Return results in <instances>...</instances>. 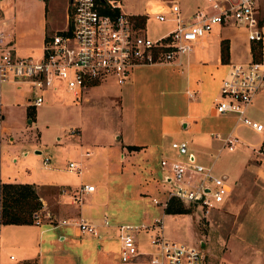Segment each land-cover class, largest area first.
Masks as SVG:
<instances>
[{
    "label": "rangeland",
    "instance_id": "1",
    "mask_svg": "<svg viewBox=\"0 0 264 264\" xmlns=\"http://www.w3.org/2000/svg\"><path fill=\"white\" fill-rule=\"evenodd\" d=\"M64 1L48 2V19L53 26L64 27L66 24ZM174 1L187 15L192 12L187 9L201 5L205 0H154L150 3L154 10L160 8L163 2ZM123 3L124 9L130 13H137L146 6V0H123ZM260 22L263 19L260 18ZM171 26L169 21H158L152 16L147 18V32L152 37L166 32ZM213 31L216 35L230 34L239 42L244 35L243 30L232 25L214 28ZM207 39L216 43L217 36ZM258 48L261 49L258 42L251 43L252 60L261 59L253 55V49ZM213 50V47L197 44L192 52L182 55L181 64L140 65L132 69L125 83L117 84L107 79L88 88L84 93L85 98L79 103L64 101L62 94L47 91L46 102L35 107L29 106L28 97L32 94L30 83H3L0 100V113L3 115L0 119V178L55 183L57 186L43 185L36 189L42 203L36 209L40 222L51 225L58 222L61 215H72L69 210L63 209L62 203L70 200L80 202L82 198L77 190L82 181L90 179L98 183L103 174L107 179L108 191L100 186L95 195L100 201L107 200L106 213L111 224L126 221L138 223L144 215L151 222L165 211L163 204L152 201L153 197L164 200L168 189L160 168V144L180 138L190 140L194 133L207 136L210 142L202 144L209 147V156L202 162L209 165L213 158L211 153L222 148V141L215 133L219 131L224 134L234 122V119L215 116L210 112L219 79L228 70L226 66L212 65L213 62L203 55ZM40 51L41 48L36 46L30 55L37 56ZM236 56L248 58L246 47L241 43L235 48ZM200 60H207V63L202 64ZM196 77L204 79L202 82L205 85L200 94L197 92L199 99L194 104L186 89L197 91L194 84ZM255 117L261 120L258 115ZM184 122H189L188 128ZM241 128L238 131L241 135H238L246 146L263 142L260 148L264 149V132ZM119 133L146 143L145 151L125 150L120 144L117 147L112 141L119 139ZM86 147L91 151L89 156L82 154ZM36 149L41 152H35ZM235 152L222 148L215 158L214 172L222 173L221 168ZM253 153L251 157L249 153L241 156L243 160L257 161L258 152ZM45 155L50 157V168L42 165ZM69 160H81L83 173L67 170ZM227 176L231 181L230 175ZM92 202L90 198L85 200V204ZM181 203L187 212L165 211L162 233L166 238L203 247L204 264H262L264 249L258 253L255 244L244 243L245 240L254 239L256 229L253 221L248 219L250 213L243 210L244 205L234 211L224 206L215 207L205 216L199 205ZM114 230L113 225L100 232L113 252L118 250V246L120 248ZM150 232L149 229L137 233L139 243L144 247H148L146 234ZM201 242H204V246H201ZM4 255L0 251V261H4ZM90 261L91 258L82 260L87 264Z\"/></svg>",
    "mask_w": 264,
    "mask_h": 264
},
{
    "label": "built area",
    "instance_id": "2",
    "mask_svg": "<svg viewBox=\"0 0 264 264\" xmlns=\"http://www.w3.org/2000/svg\"><path fill=\"white\" fill-rule=\"evenodd\" d=\"M159 6L139 14L145 16L144 22L139 23L138 14L127 12L123 0H68L66 27L45 38L39 57L18 55L0 27V89L8 81H24L31 84L29 106L46 102L47 91L62 94L64 101L79 103L88 88L107 79L125 83L132 69L140 65L181 64L182 55L192 52L197 44L205 46V37L218 26L241 28L249 42L264 38L259 15L261 0H206L187 15L175 1ZM151 16L158 21H169L172 26L152 37L147 32V18ZM263 89L264 60L231 62L214 99L213 111L232 113L239 124L262 133L264 123L252 117L248 110ZM215 136L222 141V148L230 151L243 143L233 131ZM170 147L175 154L160 159L163 179L168 183L166 197L164 200L153 197L152 201L163 204L164 208L171 198L191 202L199 205L206 216L224 200L230 190L229 183L223 175L214 172L212 164L196 158L186 139H174ZM90 153L88 148L83 151L85 156ZM43 162L48 164L50 157L44 156ZM67 168L83 173L81 160H69ZM94 187L91 183L81 184L77 190L80 198ZM33 219L36 224L41 223L37 210ZM60 223L74 225L79 233L99 234L98 224L83 216L62 219ZM103 224L115 226L120 242L119 258L123 262L141 257L140 264H204L203 247L163 235L162 216L154 217L149 223L111 224L109 218H104ZM149 229L150 249L141 251L137 233Z\"/></svg>",
    "mask_w": 264,
    "mask_h": 264
},
{
    "label": "crops",
    "instance_id": "3",
    "mask_svg": "<svg viewBox=\"0 0 264 264\" xmlns=\"http://www.w3.org/2000/svg\"><path fill=\"white\" fill-rule=\"evenodd\" d=\"M152 1L154 0H146V6L143 8V10L138 11L137 13L135 12L134 14L139 15L147 10H150V8L152 7V3L150 2ZM48 2L49 0H0V27L5 32L6 37L12 41L11 44L18 55L32 56L30 55V53H32V51L37 46L41 48V51L39 55L34 57L41 56L43 43L45 37H47V34L53 33L59 29L66 27L69 18L68 0L64 1L63 6L66 18V24L64 27L53 26L50 24V21L48 19ZM205 2L206 0L201 3V5L205 4ZM197 6L200 5H196L195 7H191L187 10L193 11ZM259 9V12L261 11L260 18L263 19L261 25L264 32V14H262V12H264V0H261V6ZM223 27L224 26H218L216 27V29H222ZM216 34L214 33V31H212L205 37L204 41L206 47L214 48L212 52L207 51L203 53L204 56L208 57L210 61L213 62L212 65L216 67L226 66L227 69H229V65L231 62H243L251 59L252 42L248 41L245 32V36L243 35V38L240 42L239 40H234L233 36L230 34ZM213 36H217L216 43H214L213 40L210 42L207 39L208 37ZM223 38H227L229 41V58L226 62L222 61L220 56V44ZM240 43L241 45H244L246 47V51L248 52L247 59H244L241 56L234 57L235 48L240 46ZM258 43L261 47L260 58L264 60V38ZM27 49H29L28 53H26ZM206 61L207 60H200V63H207ZM188 64L190 65L191 61H189ZM222 78L220 77L219 79V87L216 89V93L213 97V102L215 97L218 95ZM202 81L204 82V79L198 77L195 78L194 84L195 88L197 89L196 92L189 88L186 89L187 92H189V97L193 100L194 104L198 103L199 97H197L196 95L197 92L200 94L204 89L205 84H203ZM212 106L210 110L212 115L222 116L232 120L234 119V122L232 123L230 128L224 132V134L228 133L229 131H233L241 135L238 132L239 129H242V126L244 128L247 126L239 124L236 121L235 115L232 113H214ZM262 110H264V89L256 95L253 103L249 107L248 113L255 119L260 120L259 118L255 117L258 115V117L261 118L260 121L264 123V112ZM198 111L199 110H197V112ZM188 116L192 115L189 114ZM2 117L3 115L0 113V119ZM181 119L184 120L183 117H181ZM193 122L195 123V120ZM184 126L188 128L189 122H184ZM216 133L220 132L218 131ZM114 136H116V133L114 134ZM119 136L120 137L118 140L112 141V143H114L117 147L120 144L122 149L128 150L131 149L129 145H138L140 146L138 150H141L143 152L145 151L144 148L146 146V143H143V141H136L134 138H131L127 134L123 135L122 133H119ZM9 139H11V137H9ZM186 140L190 142V149L194 152L196 158L199 161L202 162L203 159H206L207 156H209V147L202 144V142H210L207 136L205 137L203 135L194 133L190 140ZM171 141L162 142L160 144V159L166 155L175 154V152L170 147ZM262 143L263 142L251 143L252 145L251 147H249L246 146L243 142L240 147L234 149L236 150V152L233 157L227 160V163L223 165L224 167L221 168L223 169L222 173L216 172V174L223 175L230 186L228 194L217 207L224 206L225 208L234 211L240 210L242 205H244L243 210L250 213L248 219L253 221V225L256 228L254 239L248 241L245 240L244 243L252 245L255 244L258 253H260L261 249H264V149L260 148ZM221 150L222 149H219V152L216 150L211 153L213 158L209 164H212L213 169L215 158L220 154ZM254 151L258 152V155H256V157H258L257 161L254 159L243 160L241 155L249 153L251 157L252 155H254ZM35 152L40 153L41 151L36 149ZM43 158L42 165L46 168H50L51 160L48 164H46L43 162ZM227 174L230 175L231 181L228 180ZM100 179L98 183H94L90 179L82 181L81 184H94V190L91 192L83 193L80 202H73L70 200L62 203L63 209L69 210V213H71L72 215H61V217H59V220H57L58 222L56 223H52L51 225L50 223L36 224L34 222L1 223L0 251L5 255L3 259L4 261H0V264L19 262L24 264H26L25 262L29 264H87V262H82V260H86L87 258L92 259L89 264H140L142 260L141 257L129 262L121 261L118 252L119 246L118 250L116 249V251L113 252V249L110 247L109 242L105 240L106 238L102 236V233L100 235V232L102 230H106L107 228V226L103 224L104 218H109L106 213L107 200L102 199L103 201H100L99 198L95 195L96 190L100 186L106 188V191H108L106 177L102 174L100 175ZM2 182L31 183L35 186L36 189L43 185L57 186L52 182L27 180L12 181L2 180L0 178V183ZM87 198L92 199L93 202L85 204V200ZM164 214L162 213V215H160L162 216V219L164 218ZM79 215L85 217L91 222L97 223L100 229L99 235L79 233L74 225L60 223L61 219L63 218H70L72 220ZM147 220L148 218H146V216L144 215L139 222L149 223ZM40 225H43V227H40ZM143 235L145 236L144 233ZM146 237L148 247H144L142 243H139V238L137 236L139 249L141 251H147L150 249L148 233L146 234ZM261 259V262L263 264L264 256Z\"/></svg>",
    "mask_w": 264,
    "mask_h": 264
},
{
    "label": "trees",
    "instance_id": "4",
    "mask_svg": "<svg viewBox=\"0 0 264 264\" xmlns=\"http://www.w3.org/2000/svg\"><path fill=\"white\" fill-rule=\"evenodd\" d=\"M137 20L143 23L145 16L138 15ZM260 48L253 49L254 57L260 58ZM220 56L226 62L229 58V41L223 38L220 44ZM131 149H138V145H129ZM177 202V203H176ZM38 191L31 183L2 182L0 199V224L1 223H32L33 212L41 207ZM168 213H182L188 210L181 201L171 198L165 207Z\"/></svg>",
    "mask_w": 264,
    "mask_h": 264
},
{
    "label": "water",
    "instance_id": "5",
    "mask_svg": "<svg viewBox=\"0 0 264 264\" xmlns=\"http://www.w3.org/2000/svg\"><path fill=\"white\" fill-rule=\"evenodd\" d=\"M201 246H204V242H201Z\"/></svg>",
    "mask_w": 264,
    "mask_h": 264
}]
</instances>
